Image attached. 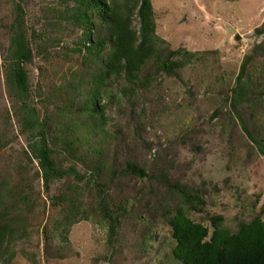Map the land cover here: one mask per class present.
Listing matches in <instances>:
<instances>
[{"label": "rangeland", "instance_id": "obj_1", "mask_svg": "<svg viewBox=\"0 0 264 264\" xmlns=\"http://www.w3.org/2000/svg\"><path fill=\"white\" fill-rule=\"evenodd\" d=\"M12 1L0 0V195L6 217L16 221V254L9 264H181L172 255L175 241L167 221L177 206L206 226L210 217L221 215L231 232L257 216L264 221V0H151L156 34L170 49L189 54L183 56L185 67L155 75L135 99L118 96L121 108L116 102L108 111L111 127L120 132L109 147L110 162L120 170L132 160L148 173L140 180L114 179L109 197L123 202L126 214L110 243L107 226L94 213L92 187L85 185L87 164L76 161L85 181L66 176L45 188L39 163L28 153L2 66ZM24 1L33 50L26 66L31 102L41 119H55L56 103L48 96L53 102L59 84L82 69L80 52L74 51L82 47L81 30L70 20L73 0ZM132 25L139 28L136 16ZM245 60L251 89L238 112L261 146L244 132L229 104ZM55 161L70 165L62 155ZM180 188L198 195L202 204L190 207L194 200ZM72 190L79 209L89 215L62 240L64 231L55 221ZM24 196L25 202L18 201Z\"/></svg>", "mask_w": 264, "mask_h": 264}, {"label": "trees", "instance_id": "obj_2", "mask_svg": "<svg viewBox=\"0 0 264 264\" xmlns=\"http://www.w3.org/2000/svg\"><path fill=\"white\" fill-rule=\"evenodd\" d=\"M25 4L24 0L12 1L9 44L2 63L5 89L17 104L21 129L27 133L28 153L39 163L45 188L51 180L66 176L73 177L76 182L85 181L86 176L76 169V161L87 164L85 185L92 187L90 191L94 192L97 205L94 213L97 211L107 226V242L110 243L126 214L123 202L115 203L109 197L114 179L133 176L140 180L148 177V173L145 167L132 160L126 161L120 170L110 162L109 147L120 132L114 124L111 127L108 111L116 102L121 108L118 96L135 99L138 91L155 81V75L174 74L185 67L186 51L170 49L156 34L151 0H73L70 20L81 30L82 41V47L74 51L80 52L82 69L80 73L72 71L68 82L61 80L53 102L51 95L48 96L51 104L56 103L55 119L49 116L41 119L31 102L33 91L26 68L33 61V50L25 26ZM134 16L139 21L137 30L132 25ZM247 64V60L241 64L230 90L229 104L244 132L253 139L238 112L251 89L246 79ZM148 66L152 70H146ZM253 141L261 146L255 139ZM60 155L70 162L66 168L55 161V156ZM180 189L186 198L194 200L189 203L190 207L202 204L198 195ZM73 192L75 190L69 191L68 201L65 200L64 214L55 221L64 231L60 234L62 240H67L73 224L86 220L89 215L87 210L79 209ZM19 200L25 202L27 199L24 196ZM6 209L0 195V259L9 264L16 254L12 252L16 243L12 222L16 221L6 217ZM222 219L221 215H214L210 217V226H206L193 221L184 207H175L167 219L175 241L173 257L181 264H264V221L257 216L231 232L222 226ZM15 227L18 229V225Z\"/></svg>", "mask_w": 264, "mask_h": 264}, {"label": "water", "instance_id": "obj_3", "mask_svg": "<svg viewBox=\"0 0 264 264\" xmlns=\"http://www.w3.org/2000/svg\"><path fill=\"white\" fill-rule=\"evenodd\" d=\"M236 38L238 39L239 38V35H236Z\"/></svg>", "mask_w": 264, "mask_h": 264}]
</instances>
